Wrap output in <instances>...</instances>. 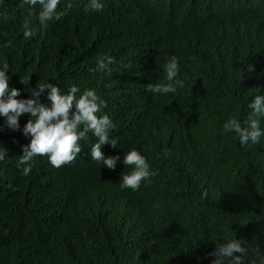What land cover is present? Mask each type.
<instances>
[{"label":"trees","instance_id":"1","mask_svg":"<svg viewBox=\"0 0 264 264\" xmlns=\"http://www.w3.org/2000/svg\"><path fill=\"white\" fill-rule=\"evenodd\" d=\"M81 1L70 0L69 8V0H61L57 10L65 15L29 39L25 18L13 22L10 36H0V63L9 65V87L20 89L18 98L49 80L64 90L95 88L106 101L118 143H105L101 151L120 157L114 169L83 157L95 142L91 133L82 140L89 147L71 163H38L58 175L68 171L113 184L121 194L118 209L80 234L70 233L71 216L58 213L45 237L30 212L24 219L30 243L20 250L0 240V264H36V248L44 245L46 257L38 264L57 256L59 264H210L218 236L228 230L246 249L243 264H258L264 257V138L241 146L233 133L222 132V123L230 115L243 122L247 103L264 93V0H106L102 11L88 13L75 11ZM98 54L116 61L111 77L95 70ZM172 55L180 78L187 77L185 87L166 95L147 92V83L163 78L162 65ZM132 148L156 171L136 191L119 187L131 167L121 163L123 153ZM11 172L0 163V211L2 190L24 179L20 170ZM85 187L68 191L57 184L44 205L74 200ZM135 210L139 220L129 241L114 240L112 232Z\"/></svg>","mask_w":264,"mask_h":264},{"label":"clouds","instance_id":"2","mask_svg":"<svg viewBox=\"0 0 264 264\" xmlns=\"http://www.w3.org/2000/svg\"><path fill=\"white\" fill-rule=\"evenodd\" d=\"M60 2L61 0H18L17 3H11L0 0V36L8 38L13 22L23 18V36L26 39L46 31L51 21L59 20L65 15L63 11L57 10ZM75 3V11L84 8L85 13L100 12L104 9L106 0H82ZM71 6L69 0L66 7ZM32 9H37L34 16ZM115 63L112 56L98 54L95 70L111 77V66ZM162 69L163 78L159 82L147 83V92L166 95L185 87L187 77L180 78V67L175 55L167 58ZM8 71L9 65L0 63V131L3 132L0 138V163L5 170H20L24 179L18 182L16 189L2 190L5 207L0 211V240L22 250L30 243V226L24 222L30 212L37 217L44 237L45 227L58 213L71 216L74 228L70 233L80 234L101 216L111 217L117 211L121 197L118 188L111 183L75 178L68 171H62L58 175L54 171L45 170L43 165L40 166L38 158L46 163L49 161L57 168L69 164L79 156L81 150L86 151L89 147L90 144H82L89 133L95 137V142L83 157L88 156L109 169L115 168L120 157H106L101 151V146L105 143L116 147L118 140L111 135L115 123L104 112L106 101L98 95L95 88L81 90L73 84L64 90L58 83L45 80L27 90L28 98H18L20 89L9 87ZM28 80L29 75L20 79V82L27 83ZM247 109L250 110L248 118L243 122L237 115H230L222 123V132L233 133L241 146L260 144L264 138V93L254 95L247 103ZM21 146L22 152L16 154L14 149ZM168 156L169 152L164 151L163 157ZM121 163L125 167L131 166L127 173L123 172L120 176L121 189L136 191L142 182L150 183V178L156 175L147 158L136 148L124 152ZM48 165L46 166L49 168ZM57 184L68 191L78 184L86 187L82 188L78 198L74 200L61 205H44ZM138 220V211L129 212L126 226L116 228L111 237L119 242H128ZM218 237L221 242L216 243L209 254L213 257L210 264H243L246 249L242 246V241L235 239L229 230L227 235ZM47 250L48 246L45 245L36 248V264L45 259ZM60 261L61 256H57L49 264H59ZM258 264H264V257H259Z\"/></svg>","mask_w":264,"mask_h":264}]
</instances>
